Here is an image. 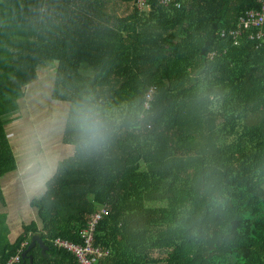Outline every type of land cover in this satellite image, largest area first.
<instances>
[{
    "label": "trees",
    "instance_id": "16d2710c",
    "mask_svg": "<svg viewBox=\"0 0 264 264\" xmlns=\"http://www.w3.org/2000/svg\"><path fill=\"white\" fill-rule=\"evenodd\" d=\"M136 1L0 0L3 205L18 166L6 126L40 70L54 68L50 97L65 109L90 96L123 116L98 155L61 128L73 153L13 241L0 213V264H78L54 242L80 245L101 209L95 264H264V22L238 30L260 6ZM34 235L44 248L22 257Z\"/></svg>",
    "mask_w": 264,
    "mask_h": 264
},
{
    "label": "rangeland",
    "instance_id": "374dc122",
    "mask_svg": "<svg viewBox=\"0 0 264 264\" xmlns=\"http://www.w3.org/2000/svg\"><path fill=\"white\" fill-rule=\"evenodd\" d=\"M145 10V9H143ZM54 68L48 67L40 70L37 86L29 88L25 96L20 100V109L15 117L7 124V132L11 147L15 153L16 162L19 168L15 173L9 174L5 178V191L7 192V202L9 205L4 208L8 211L11 230L10 240L13 241L20 232L19 221H27L35 218L34 209L30 206L24 207L22 218L15 216L14 210H22V206L30 202L34 197H26L21 188V173L25 171L26 165L31 163L35 153L42 149L51 152L57 157L59 163L73 153V148L61 146L60 132L61 126L56 123L59 114L63 113L65 105L51 100V87L53 82ZM97 155L98 150H96ZM58 168V167H57ZM1 208V207H0Z\"/></svg>",
    "mask_w": 264,
    "mask_h": 264
},
{
    "label": "clouds",
    "instance_id": "9594fccd",
    "mask_svg": "<svg viewBox=\"0 0 264 264\" xmlns=\"http://www.w3.org/2000/svg\"><path fill=\"white\" fill-rule=\"evenodd\" d=\"M122 113L107 104L94 101L90 96L74 101L57 117L61 127L71 126L76 145L83 151L100 149L114 135L122 120ZM69 148L72 145H68ZM58 167L57 157L51 152L41 150L35 153L31 163L21 173V188L26 197L40 196L47 191Z\"/></svg>",
    "mask_w": 264,
    "mask_h": 264
},
{
    "label": "built area",
    "instance_id": "2783aa9c",
    "mask_svg": "<svg viewBox=\"0 0 264 264\" xmlns=\"http://www.w3.org/2000/svg\"><path fill=\"white\" fill-rule=\"evenodd\" d=\"M259 4V10H248L239 17L238 30L251 31L252 29H260L264 22V0H256ZM146 0H137L136 6L138 9L145 7ZM162 5L171 4L172 0H158ZM177 7V6H176ZM237 35V33L235 34ZM261 35L257 34L256 39L259 40ZM148 99V95L146 97ZM105 209L97 210L89 221L86 223V227L79 232L81 244H72L63 240H55L54 244L62 249L72 253L78 261V264H95L96 260L101 257L102 252L93 245V231L98 221L106 215ZM19 260L18 256L11 258L8 264H13Z\"/></svg>",
    "mask_w": 264,
    "mask_h": 264
},
{
    "label": "crops",
    "instance_id": "0c3cea01",
    "mask_svg": "<svg viewBox=\"0 0 264 264\" xmlns=\"http://www.w3.org/2000/svg\"><path fill=\"white\" fill-rule=\"evenodd\" d=\"M19 168V163H18V166H17V169ZM5 185H2V188H3V199H4V205H3V203H1V201H0V213H7V220H6V223H7V225H8V227H9V229H10V232H12V230H11V225H10V221H12V222H14L15 220H16V218L14 219V218H12V220L10 219V215L8 214V211L7 210H4V208L6 207V206H8V208H9V205H8V202H7V192L5 191ZM34 198H36V197H34ZM26 206H29V202L26 204V205H24V206H22V210L20 209V210H14L13 212L16 214L17 212L18 213H20L19 215H17V216H15V217H17L18 219L19 218H22L21 217V213H24V211H23V209H24V207H26ZM25 221H19V223H20V228H21V226H22V223H24Z\"/></svg>",
    "mask_w": 264,
    "mask_h": 264
},
{
    "label": "water",
    "instance_id": "95a60500",
    "mask_svg": "<svg viewBox=\"0 0 264 264\" xmlns=\"http://www.w3.org/2000/svg\"><path fill=\"white\" fill-rule=\"evenodd\" d=\"M36 243H38L40 247L44 248V244H43V242H41L40 238H39L38 236L34 235V236L31 238V240H30V244H29L27 250L24 251V252L22 253V257H25L26 254H27V252H28L32 247H34Z\"/></svg>",
    "mask_w": 264,
    "mask_h": 264
}]
</instances>
